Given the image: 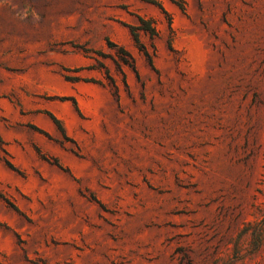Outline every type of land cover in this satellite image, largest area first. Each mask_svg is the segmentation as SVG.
Masks as SVG:
<instances>
[{"label": "rangeland", "instance_id": "obj_1", "mask_svg": "<svg viewBox=\"0 0 264 264\" xmlns=\"http://www.w3.org/2000/svg\"><path fill=\"white\" fill-rule=\"evenodd\" d=\"M0 264H264V0H0Z\"/></svg>", "mask_w": 264, "mask_h": 264}, {"label": "trees", "instance_id": "obj_2", "mask_svg": "<svg viewBox=\"0 0 264 264\" xmlns=\"http://www.w3.org/2000/svg\"><path fill=\"white\" fill-rule=\"evenodd\" d=\"M149 28V27H148ZM152 30V29H151ZM135 40H136V42H139V39H138V37H137V35H135ZM56 122L58 123V121L56 120Z\"/></svg>", "mask_w": 264, "mask_h": 264}]
</instances>
